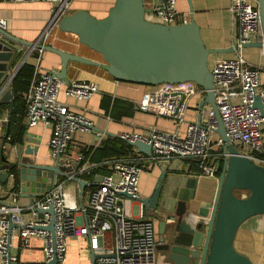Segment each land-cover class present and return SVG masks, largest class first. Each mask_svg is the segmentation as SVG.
Masks as SVG:
<instances>
[{
    "label": "built area",
    "instance_id": "1",
    "mask_svg": "<svg viewBox=\"0 0 264 264\" xmlns=\"http://www.w3.org/2000/svg\"><path fill=\"white\" fill-rule=\"evenodd\" d=\"M0 1L53 4V17L48 23V30L58 27V21L69 13L72 2ZM145 7V16L152 22L175 25L188 21L180 19L176 0L145 3ZM229 11L237 27V36L232 44L237 57L219 61L209 67L214 100L229 142L234 145L238 143L240 149H237L241 154L264 166V82L260 78V68L246 62L241 53L245 44L262 40L258 1L231 0ZM55 16L57 18L53 20ZM0 27L5 29V20L0 19ZM48 30L41 37L43 45H47ZM29 49L39 55L43 51ZM38 63L39 61L35 69ZM62 89L66 96L88 100L99 91V86L90 80L66 81L59 78L54 70L40 74L35 71L26 96L23 123L27 130L37 125L50 129L47 141L50 160L48 164L73 166V162L65 157L69 144L75 133L92 132L93 123L84 113L73 111L58 100ZM196 93L205 94V90L194 82L148 86L137 103V109L171 118L174 131L167 132L150 127L147 135L136 132L121 134L119 138L129 144L141 141L151 145V156L139 153L134 148V156L104 160L100 165L106 166L111 173L102 176L91 187L88 201L81 205L68 200L64 184L66 180H71L74 176L80 177L99 166L89 160L83 161L82 155H78L75 160L81 164L77 169L71 171L67 178L55 174L54 186L28 204L19 203L23 182H17V175L8 171L6 183L0 180V264H64L70 239L85 236L89 238L91 251L96 256L94 264H154L156 243L153 223L146 218L143 211L139 217H133L126 208L128 201L140 198L139 178L143 162L158 164L162 160L174 158L195 161L197 170L191 172L192 174L198 178L217 180L218 165L226 156L219 151L224 141L215 132L218 122L210 106L207 105L206 110L202 107L200 118L186 123L184 129H181L185 122L188 101ZM256 97L260 100L262 110L254 106ZM7 122L8 117L0 118L1 137L5 133ZM96 135L103 138L100 132H96ZM2 172L0 169V177ZM50 206L52 213L43 212L42 217H38L37 210L47 211ZM52 220L53 234L47 230ZM107 234L110 235L109 245ZM33 238L43 241V257L40 260H23L16 253H12L15 249H32Z\"/></svg>",
    "mask_w": 264,
    "mask_h": 264
},
{
    "label": "water",
    "instance_id": "2",
    "mask_svg": "<svg viewBox=\"0 0 264 264\" xmlns=\"http://www.w3.org/2000/svg\"><path fill=\"white\" fill-rule=\"evenodd\" d=\"M257 1L262 40L247 43L243 48H258L264 53V0ZM187 3L189 20L175 25H163L147 19L145 0H115L107 16L102 19L95 18L87 10L63 16L58 21L59 30L74 35L81 45L100 55L101 63L50 44L43 45L42 36L35 42H27L0 27V103L9 104V114L12 112L13 90L12 87L7 90V86L12 83L18 70L3 85L2 82L8 71V62L16 53L13 43L58 55L61 69L55 74L64 80H67L68 63L80 62L101 66L116 81L147 86L194 82L202 87L205 96L199 108L208 105L214 110L218 122L215 132L224 141L219 151L226 154L222 171L209 198L200 200L194 192L173 203L166 188L167 171L161 170L151 194L139 198V201L146 213L162 220L158 237L155 236V248L164 253V264H253L248 256L235 248V236L244 221L255 215H264V166L241 154L229 142L215 104L209 58L213 54L233 51L234 48H207L193 18L191 0H187ZM38 56L36 52L34 57ZM254 106L262 110L258 97L255 98ZM8 132L7 122L1 137L3 142ZM24 141L25 147L16 153L13 161L7 160L3 148L0 149V169L3 170L0 180L5 184L8 171L15 169L17 180L23 182L22 195L31 194V203L54 186L55 174L67 178L80 164H38L33 157L37 155L39 146H31L29 139L25 138ZM130 145L139 153L147 156L152 154L149 144L135 141ZM101 179L102 176H99L98 180L88 182L74 176L71 181L78 185L82 200L85 189L96 185ZM236 190H246L249 195L238 197L234 193ZM123 195L131 197L127 193ZM37 212L38 217H42L43 212L52 213V206L47 211ZM47 230L53 234V220ZM95 258L91 251V264H94Z\"/></svg>",
    "mask_w": 264,
    "mask_h": 264
},
{
    "label": "crops",
    "instance_id": "3",
    "mask_svg": "<svg viewBox=\"0 0 264 264\" xmlns=\"http://www.w3.org/2000/svg\"><path fill=\"white\" fill-rule=\"evenodd\" d=\"M147 1L148 3H155L160 0H145V2ZM114 3L115 0H72L68 14L79 10H87L95 18L102 19L107 16ZM191 3L193 18L199 26L200 35L205 46L207 48H232L233 41L237 36V27L229 11L231 0H191ZM176 7L178 12H180V19L189 20L190 12L187 0H176ZM53 9L54 5L46 2L14 3L11 1H0V19L6 21L5 30L12 36L27 42H35L48 30V23L53 17ZM47 33L46 44L91 59L97 63L102 62L100 55L81 45L74 35L60 31L57 26L49 29ZM13 44L16 47V53L8 62V71L5 74L2 85L25 62L32 64L35 69L39 61L37 69L34 70V72L36 71L39 74L50 70L58 72L61 69V60L58 55L42 51L36 58L34 57L36 51H30L28 47L20 44ZM241 53L246 62L260 68V78L264 82V53L262 50L258 48H243ZM235 57H237V53L234 50L227 53L213 54L210 56L208 64L210 67L219 61ZM84 80L94 81L99 86V91L88 100H77L66 96L64 89L58 94V100L61 103L67 105L73 111L84 113L86 118L93 123L92 132L75 133L69 144L65 157L72 161L74 165L80 164L76 163L75 160L78 155L83 156V149L96 148L103 141L110 139V136L115 138L123 133L135 132L147 135L150 127H155L161 131H174V122L167 116L142 112L137 109L131 116L117 120L112 118L106 111L105 106L102 105L103 97L111 99L121 98L137 105L142 94L147 90V85L116 81L101 66L69 62L66 81ZM10 87L11 84L9 83L7 90ZM204 96L205 94L196 93L189 99L185 112V122L181 129H184L186 123L197 121L200 118L201 108H199V104L203 101ZM206 109L207 105L203 106V110ZM8 113L9 104L0 103V118L8 117ZM96 132L102 133L103 138L100 139L96 135ZM49 137L50 129L44 128L41 125L29 128L25 135L26 139L31 140V145H38L39 149L41 146L44 149H48L47 141ZM4 144L6 143L4 142ZM25 144L26 142L24 141L22 145L11 146L14 158L16 153ZM35 162L38 164H48L50 162L49 155L46 159V157L40 154L39 159L37 160L36 157ZM92 170H89L86 174L92 172ZM161 170L167 171L165 182L168 183V186L166 188H168V193L171 196L170 201L173 203L179 200V198L190 196L194 192L200 200H207L213 189V185L217 181L198 178L195 174L191 173L190 162L182 159L162 160L158 164L147 161L143 162L139 178L140 198H146L151 194L161 174ZM83 175L80 178L90 182ZM98 178L99 176L96 175L94 181L98 180ZM66 186L68 187L67 190H65ZM90 189L91 187L86 188L81 200L76 183L66 180L64 184V191L68 200L78 205L88 201ZM30 199L31 194L28 193L26 195V193H23L19 203L28 204ZM22 200L25 201L22 202ZM126 208L131 212L133 217H139L143 211L146 214V218L152 221L155 236L158 237L161 219L156 218V216L149 212L146 213L139 200L131 199L126 203ZM106 239L109 245V234H107ZM42 246V239L33 238L32 249L27 251L15 249L12 250V253H16L23 260H40L43 257ZM235 248L240 253L248 256L253 264H264V216L253 217L240 226L235 236ZM90 254L91 246L89 238L86 236L82 238L73 237L70 239L64 264H91ZM163 255V252L156 250L154 264H164Z\"/></svg>",
    "mask_w": 264,
    "mask_h": 264
},
{
    "label": "trees",
    "instance_id": "4",
    "mask_svg": "<svg viewBox=\"0 0 264 264\" xmlns=\"http://www.w3.org/2000/svg\"><path fill=\"white\" fill-rule=\"evenodd\" d=\"M34 76V66L30 63H23L15 77L12 81L13 90V110L8 113V123L9 132L4 142L14 145H22L24 143L25 135L27 133V127L23 123V119L26 112V96L29 89L30 82ZM102 105L105 106L106 111L114 119H122L123 117H129L137 110L134 103L121 98H107L103 97ZM134 147H132L128 142L122 140L119 137H110L101 143L100 146L96 148H85L82 150L83 161L89 160V162L99 165L93 168L92 172L84 174L83 177L93 182L95 176H104L111 173V171L106 166H101L100 164L106 160L113 157L122 156H134ZM2 164L0 163V168ZM223 166V160L220 161L217 169V177H219ZM191 172L197 170L196 162H190ZM16 175L17 171L15 169L10 170ZM16 181L17 176H16ZM86 190V189H85Z\"/></svg>",
    "mask_w": 264,
    "mask_h": 264
},
{
    "label": "rangeland",
    "instance_id": "5",
    "mask_svg": "<svg viewBox=\"0 0 264 264\" xmlns=\"http://www.w3.org/2000/svg\"><path fill=\"white\" fill-rule=\"evenodd\" d=\"M145 3H148V1L145 2ZM263 142H264V134H263ZM235 145H237V148L240 149V146L238 145V143H235ZM1 148H3V152H4V155L7 158V160L13 161L14 160V156H13V150L11 149V145L8 144V143L4 144V142H3V140H2V138L0 136V149ZM40 154H42L47 159V156L49 155V150L48 149H44V147L41 146V148L39 149L37 160L39 159ZM217 161H218V159H217ZM0 163H1V160H0ZM67 189H68V187L66 186L65 190H67ZM234 193L238 197H246V196L249 195V192L246 191V190H236V191H234ZM24 201L25 200H22V202H24ZM257 216H264V215H255V216L250 217L249 219H251L253 217H257ZM249 219H247V220H249ZM246 221H244V223Z\"/></svg>",
    "mask_w": 264,
    "mask_h": 264
}]
</instances>
